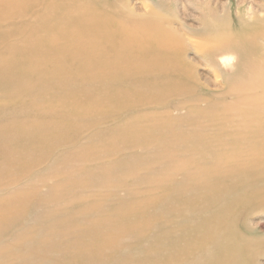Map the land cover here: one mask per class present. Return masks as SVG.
I'll use <instances>...</instances> for the list:
<instances>
[{
	"label": "bare ground",
	"instance_id": "1",
	"mask_svg": "<svg viewBox=\"0 0 264 264\" xmlns=\"http://www.w3.org/2000/svg\"><path fill=\"white\" fill-rule=\"evenodd\" d=\"M212 17L211 29L204 33L206 41L200 45L203 58L213 63L216 79L225 91L216 99L206 96L205 110L189 111V103L199 100L190 95L201 87L196 68L182 56L189 51L182 50L186 43L169 32L155 14L134 15L113 1L103 0H0V191L6 190L0 195V234L9 224L10 204L21 210L26 200L36 195L42 207L52 198L66 207V198L74 191L78 195L88 192L92 197L90 203L72 202L77 209L67 216H55L49 210L35 214L34 226H20L11 242L0 245V264H112L120 259L119 236L98 216L104 205L99 188L108 182L102 174L109 165L92 151L94 137L78 150L64 154V161L68 165L73 161L93 163L95 170L62 183L57 177L68 173H62L61 168L49 169L46 172L55 183L44 196L34 188L44 178L37 167L46 159L38 161L34 156L45 155L58 141L78 140L79 132L87 126L78 125V120L85 115L110 121L106 127L96 126L100 140L112 143L108 153L114 149L118 153L115 146L119 137L144 150L147 161L142 157L128 162L119 159L125 170L134 173L148 164L157 166L140 177L141 181L169 182L172 173L186 168L176 159L179 152L200 158L204 166L187 173L175 195L198 174L217 175V167H225L231 176L261 169L264 177V53L259 52L258 42L264 39V21L250 17L253 24L244 27L240 18L229 28L226 24L231 17ZM244 23H248L246 19ZM119 41L126 44L120 46ZM231 57L236 63L228 71ZM177 92L184 95L185 103L169 107L167 98ZM182 108L188 112L185 117H168L170 110ZM139 112L146 114L139 116ZM200 121L211 126L214 139L206 138L210 129L203 130L197 123ZM153 148L157 150L151 153ZM84 153H88L87 158ZM2 178L8 180L6 188L1 185ZM11 187L16 189L9 193ZM236 193V201L220 202L198 226L178 223L194 250L203 249L209 235H214L216 251L204 255V264H224L223 252L225 264L246 261V247L239 245L246 239L233 229L232 215L241 196L254 194L246 184H238ZM260 193L264 194V189ZM111 204L107 223L125 217L130 206L124 200ZM130 211L143 214L138 209ZM80 214L87 217L79 221ZM175 244L171 238L167 246ZM55 250L59 256H49ZM134 252L138 259L124 264H139L145 251L137 246ZM13 254L15 258L6 259ZM154 264L168 263L157 259Z\"/></svg>",
	"mask_w": 264,
	"mask_h": 264
},
{
	"label": "rangeland",
	"instance_id": "2",
	"mask_svg": "<svg viewBox=\"0 0 264 264\" xmlns=\"http://www.w3.org/2000/svg\"><path fill=\"white\" fill-rule=\"evenodd\" d=\"M79 1L86 3L90 0ZM103 1H113L117 6L125 8L134 15L144 16L150 12L155 14L157 20L164 27H167L169 32L186 43V46L182 47V50L188 49L189 51L182 53V56L196 68L194 72L198 76L197 79L201 85L200 88L190 93L191 99L197 98L199 100L196 104L189 103L190 107H186L189 111L191 108L205 110L207 104L204 99L206 96H214L213 99H216L222 91H225L219 80L216 79L218 73L216 74L214 71L213 63H208L203 58L204 50L200 45L206 41L204 33L211 29L209 25L213 24L212 16L219 17L221 20L231 17V22L226 24L229 28L236 26L240 18H243L242 26L244 27L253 24L252 20L248 19L250 17L264 21V0ZM245 19L248 22L247 24L244 23ZM216 29L219 30L220 26H217ZM261 29H264V27H261ZM258 42L259 52L264 53V39ZM179 43L176 41V44ZM125 44L122 41L118 42L120 46H124ZM228 63L229 65L226 68L230 71L231 67L236 63V59L231 57ZM65 90H69V88H65ZM179 93H171L172 97L169 96L167 98L169 107H177L185 103V98L182 97L184 95H179ZM185 109L170 110L168 117L183 118L188 113ZM131 110L134 112V108H131ZM136 114L141 116L146 113L139 112ZM109 122H102L100 117L98 118L94 115L91 117L85 115L78 120V125L87 123V126L79 132L78 140L74 142L58 141L45 155L36 154L34 157L38 161L43 157H46V159L37 167L38 174L43 175L44 178L42 177L38 181V177H36L35 181L38 182L34 185V188L39 196H44L48 187L55 183V179L49 176V172H46L49 169L61 168L62 173L66 172L70 174H61L57 177V180L62 183L83 175L87 170H95L97 165L93 163L84 164V162L73 161L68 165L64 161V154L78 150L82 144L90 142L94 137L93 143L95 144L92 151L100 157L105 158L109 165L107 172L102 174L103 177L108 178V182L101 184L102 187L99 188V193H103L101 201L104 205H102L103 209L99 212L98 216L104 220L105 224L110 225L112 234L119 236L120 244L118 245V251L122 254L120 259H116L112 264H116L117 261H120L121 264L136 261L138 256L134 252V249L137 246H141L145 251L142 252L144 257L139 264H154L157 259L160 262L168 264H204V255L212 254L216 251L212 242L214 235H209L210 240L203 246V249L198 250L196 248L197 250H194L193 247L188 246L187 237L180 230L178 223L182 221L190 226H198L200 222L217 208L220 202L224 200H227L228 203L236 201V186L238 184L248 185V190L254 194L253 196H241L240 204L234 209L232 215L233 229L246 239V241L239 243V245L246 247L247 258L244 264H264V194L260 193L264 189V177L261 169L257 171L255 169L250 175L238 174L231 176L227 173L225 167H217V175L202 173L194 176L193 174L192 177L194 176V178L176 196V187L179 183H183L185 175L190 172L193 173L195 169L204 166V162L200 158L193 159L188 152H179L176 155V159L180 161L179 164H185L186 168L183 171L172 173L169 182L157 184L154 181H141L140 177L149 175L157 166L148 164L146 169L140 170L137 173L125 170L120 165L119 159L128 162L137 157H142L145 161L147 154H144V150L136 147L135 143L133 144V142L123 137H119L115 146L118 153L115 152V149L114 152L108 153L112 143L108 140H100L101 136L98 130L96 131V126L101 125L99 128L106 127ZM197 123L205 131L206 129H210L206 132V138H215L211 133V126H206L202 121ZM119 146H124L125 149L120 150ZM193 148L191 149L193 150ZM156 150V148H153L150 152L153 153ZM84 156L87 158L88 153H84ZM74 169H76L75 172H73ZM197 178L201 179L197 180ZM7 183L8 180L2 178L1 185H4V188H6L5 184ZM14 189L16 188L11 187V190L8 192L12 193ZM76 192L78 191H74L73 196L71 193L66 198V207H61V202L57 198H52L50 202H47L42 207L38 204V197L36 195L26 200L25 206L21 209L23 210L22 213H20L21 210L19 208H16V205L10 204L9 207L13 209L7 215L9 217L7 228L0 234V245L11 242L12 234L22 227L34 226L33 216L37 213L49 210L53 211L55 216H67L76 211L77 206L72 203L76 202V199H78L77 201L82 200L83 204L92 201L90 193L79 192L80 194L78 195ZM3 193H6V190L0 191V195ZM113 200L116 203L122 200L126 201L130 205L128 206L129 210L124 211L125 217L118 216L115 217L116 220L107 223L105 219L112 213V210H109V208ZM130 209L142 210L143 214L139 216L136 212L130 211ZM86 217L87 215L80 214L78 215V220L83 221ZM117 220L121 222L116 223ZM134 232H138V234H134ZM171 238L176 240V244L168 247L167 244ZM107 253L111 256L113 255L112 252ZM59 254V250L49 252V256L53 257L59 256ZM26 255L29 256V254ZM172 256L174 260L170 261ZM220 257L222 263L225 264L224 252L220 254ZM12 258H15L14 254L12 256L6 255L7 260Z\"/></svg>",
	"mask_w": 264,
	"mask_h": 264
}]
</instances>
